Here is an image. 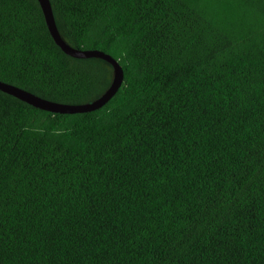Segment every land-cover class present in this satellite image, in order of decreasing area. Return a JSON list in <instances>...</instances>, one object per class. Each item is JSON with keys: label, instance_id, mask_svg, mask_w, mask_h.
<instances>
[{"label": "trees", "instance_id": "trees-1", "mask_svg": "<svg viewBox=\"0 0 264 264\" xmlns=\"http://www.w3.org/2000/svg\"><path fill=\"white\" fill-rule=\"evenodd\" d=\"M122 82L52 113L0 90V264H264V0H49ZM37 0H0V81L80 104Z\"/></svg>", "mask_w": 264, "mask_h": 264}, {"label": "water", "instance_id": "water-1", "mask_svg": "<svg viewBox=\"0 0 264 264\" xmlns=\"http://www.w3.org/2000/svg\"><path fill=\"white\" fill-rule=\"evenodd\" d=\"M42 10L47 29L61 51L74 58L96 57L111 66V78L107 87L91 101L80 104H64L41 98L15 85L0 81V90L34 107L52 113H81L92 111L102 106L117 90L122 82V71L118 62L110 55L97 49H79L67 45L59 36L49 0H37Z\"/></svg>", "mask_w": 264, "mask_h": 264}]
</instances>
